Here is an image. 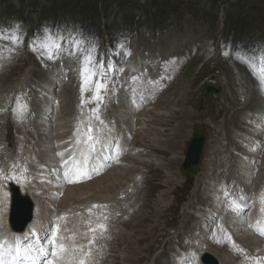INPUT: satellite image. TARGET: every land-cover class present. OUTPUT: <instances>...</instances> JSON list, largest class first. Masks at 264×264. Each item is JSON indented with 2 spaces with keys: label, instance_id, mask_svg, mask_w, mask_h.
Returning a JSON list of instances; mask_svg holds the SVG:
<instances>
[{
  "label": "rangeland",
  "instance_id": "1",
  "mask_svg": "<svg viewBox=\"0 0 264 264\" xmlns=\"http://www.w3.org/2000/svg\"><path fill=\"white\" fill-rule=\"evenodd\" d=\"M19 1L11 0L13 7ZM24 1L28 2L29 0ZM36 1H40L43 3L47 2V0H31V5H33ZM95 1L101 4L110 2L106 8L101 10L103 13V18L95 22L85 21L84 18L77 13V11H73L68 14L75 17L72 24L80 25L89 30L91 28V25L93 24L98 32L105 35L104 38L109 37L113 26L117 27L119 25H126L127 21L125 19H116L115 14L112 12V9L116 7L115 0ZM125 1H130L131 4L137 6L141 5L143 8H149V6L153 7V9H145L143 15H141L138 11L131 12V20L135 17V19H133V25L135 26V24H137L139 29L140 26L143 25L149 31L148 35H144L146 39L140 45V51L145 54L146 60H150L152 55L155 56L154 58H152V62H141L139 69H150L151 67L160 64L162 66L161 72L172 75L174 80L180 82L176 83L174 86L170 85L165 91H163L161 96L153 104L157 107V109L155 111L150 110V112L156 114L157 118H159L160 120V122L157 124H161V141L152 139V137L154 138L152 132L155 131L153 128L148 129L142 126V124L150 125L146 124V121L150 119L149 117L152 118L153 116H150L149 112L138 117L140 120H138L140 122V126H138L137 123L134 124L138 127H143L142 129L138 128L136 135L139 134L137 136V139H139V150H142L144 151V153H146L143 155L138 154L137 158H140L141 156L142 158H151L152 155L157 154L159 155V157H162V165H156L155 163L150 164L149 166L140 164L136 165L137 168L135 170L137 174L133 175L134 182L129 179L128 185H125L122 188L117 187V189H115L114 186H110V178L105 176H102L98 179L96 178L89 182L92 194L90 193L89 195H87L83 192V194L86 196L85 198H83V196H78L80 192L75 188V186L69 187L70 205L68 207L77 206V210L75 209V211L76 213H78L81 205L90 203V206L93 208V205L97 204V202L95 201H98V199H100L102 203H105L107 206H110L112 204L117 205V210L114 212L95 214L92 211V214L90 215L91 218H86L85 223L90 222L91 219L101 222L105 220L103 218L106 216V220H117V222L122 224H119L120 226L117 227L113 232V238L118 236L117 238L119 239L118 244H116L119 247L123 248L118 252V255L120 257L119 262L124 263V258H130L129 252L136 250L138 263H141L144 260L142 258L143 255L150 253L153 254V261L148 259L144 262L145 264H149L152 262L156 264H162L163 261H159L157 263L161 252L165 250L169 244H176L175 242H171L172 239L169 237L170 235H174V233H170V225L166 226V222L163 220H166L167 217V223L172 224L182 218L183 223L180 226L181 229H185V220L189 215V210L193 212L195 211V208H201V205L196 206V204H194L193 199V195L195 194V191L199 188V186L201 185L204 187L203 192H208V188L210 186L209 184L212 182L211 180L220 177V173L227 172L228 167H231L234 163L237 164V170H242L243 167L238 164V158L234 161L237 155L236 152L239 149L244 148V142L245 144H248V146H250L249 140L244 142L243 140H240V142L242 143L240 147L237 142V140L240 138L239 134L241 132L243 133L242 136L244 137V139H246L245 132H247V124L246 120H242V118L247 113H256L259 109L257 98L264 97V93L261 92L257 81L254 86L251 81L247 80L246 70L248 71V68L244 65V63L233 58L229 60V63L220 60L218 58L220 53L219 50L215 51V55L212 60L211 58H208L209 53L206 51V45L210 43V38L217 41H219L220 39H231L232 42L236 43L238 41L237 38L242 37L236 31L233 24L229 25V27H226L225 30L224 27L219 28L214 24V29L212 27L210 31H204L201 34L193 33V35H191L190 32H188L187 35L190 36V39H187L188 37L186 36H178L174 40L175 32L178 27L183 30L185 27L189 26V24L183 19V13L186 11H190L189 15H198V22L196 25L204 26L205 22H211L214 19H217L219 22L221 20L225 22L226 18L234 21L235 17L237 16L235 11H237V7L239 5L244 6V9L242 11L244 15L242 17L253 15L260 21L259 24H261V22L264 21V0ZM211 3H217L219 10L222 11V19L220 14L218 13V10L212 9V6H210ZM260 7L262 8V11H257V8ZM45 11H47V9H45L43 12ZM154 14L158 17H154ZM48 18V16L42 15V19H40V22L41 20H46ZM249 24L251 27L253 26L251 21L249 22ZM27 25L30 29H33L35 27V24H32L30 22H28ZM154 30H156L157 33L154 37H152L150 36V33L153 34ZM210 34L213 35L210 37ZM150 37H152L151 40ZM245 37L247 40L243 36L244 43L241 45L243 49L251 50L256 48L257 46H264V38L260 39V42L253 43V41H249L251 36L245 35ZM186 40H190L192 42L188 46H186L184 43ZM166 45L171 46V49L167 51L165 49ZM171 50L175 51L177 54L179 53V55L174 58L173 55L175 54L171 53ZM122 51L123 53L121 55V63L122 61L127 59L126 55L124 54L125 50ZM23 62H25V64L29 67L26 71H24V68L22 67ZM2 64L4 66L0 68V169H2L1 167L8 163L7 166H4L5 170L2 169L4 174H10V172L12 171V166L16 165L17 167L15 169V173L17 176H21L23 168L26 167L27 169H29L31 167L29 165H33L31 160L34 158V156H36L40 161V158L44 156L42 154L41 148L36 149L38 147V143L36 142H42L45 137L52 136V134L55 135L57 132L62 131L61 125L65 126L66 129L67 127L69 128V132H67L63 137L62 147L67 148V146H70L71 148H73V151H77L79 147L75 143V130L77 126H79L78 121H83V123H80V129L83 130L87 126L89 117V112L87 110H85L84 108L81 109L80 107L65 108L64 110L62 109L53 118V122L61 123L59 131L55 130L53 125L48 127L49 130H45V127L41 126V124L38 122L39 118L37 117V114L41 109L40 98L36 99L34 103L31 100V98H33L32 94H35L36 96V92L29 89L28 97L27 95L24 96V89L20 88L16 90L17 93L18 91H20L23 95L22 96L21 94L16 95L17 93L15 94L14 89L12 88L14 86L18 87L20 85H27L26 81L28 80H26L25 82L21 80L23 76H38V71H42L41 69H44V59L38 58L37 54L33 58L29 57V60L27 61L18 60L15 67H12L13 63L6 62L4 60ZM52 64H54V61L52 62ZM105 64L108 63L105 62ZM18 74L21 75V77L18 76ZM159 75L160 71L157 70L152 75V78L154 80H157ZM251 80H255L252 75ZM208 84H214L212 86L222 85V93L213 99L216 112L215 116L212 119L211 117H209L210 112L206 107V99L204 95V89H206L205 87ZM120 85L123 86V83H120ZM251 95H253L254 101L245 105L243 99L245 97L247 99ZM19 97H22L23 100H26L30 108L26 119L22 123L17 120L16 116L12 112V108L15 107V102ZM116 97L119 98L117 99V103L124 99L122 90L118 91ZM153 105H151V107ZM176 115L177 118L172 119V117ZM119 119L121 121L120 117ZM237 119L239 120L241 125L239 126V129L234 133V122ZM93 123L94 120L92 121V126ZM121 123L124 124L125 122L121 121ZM153 124H155V122ZM200 126H205L207 129L204 157L202 158V162L200 164L197 175L183 174L181 171L183 158L185 157L186 150L189 146L193 130ZM51 127L53 128L52 130H50ZM53 130H55L56 133ZM252 130L254 131L252 132V134L254 133L255 135L254 128H252ZM51 131H53V133ZM227 131L230 132L229 139L222 141V138ZM111 133L112 131L110 132V134ZM231 149L235 150L230 153ZM244 150L246 151V153H249L247 148H244ZM216 153L218 155H216ZM226 153L233 155V157H230L231 159H227L226 161L223 160L229 157V154ZM8 154L15 157L13 163H9L11 161L5 158L8 156ZM238 154L240 153L238 152ZM261 157L264 159V149L261 153ZM226 164L229 165L227 166ZM6 169H9V172ZM146 169L147 172L148 170H153L154 173L147 174ZM29 171L33 172L32 170ZM163 172L164 175H162ZM242 172L245 173V176L248 175V170H243ZM263 173L264 171L261 172V175ZM146 175H148L152 179L150 178L148 180H143L140 178H144ZM161 175L163 176V179ZM261 175L255 176V180L250 183L254 186H257L259 184V180L257 179V177H260V179L264 181V176ZM105 178H107V180ZM119 178L123 185L124 182L122 178L120 176ZM207 178L211 180H208ZM199 180L201 183H198L199 186H197L196 181ZM91 182L93 183L91 184ZM217 183L218 185L222 184V182L220 181H218ZM12 184L20 187L24 195L30 196L32 198V195L36 194L38 191L44 190L42 184H36V176H34V174L23 173L21 182H17L15 180L0 179V201H6L7 203V199L10 195V186ZM233 184L230 182V180H228L227 185ZM147 186H150L147 190L143 189V187ZM97 189L104 190L103 194H97ZM126 189H128L129 191H127ZM141 191L142 193L140 194V196L143 198L139 197V193ZM230 192L233 193V191ZM147 193L149 194L146 196L145 194ZM176 193L178 194L175 195ZM226 193V189L221 187L216 188L214 189L213 197L214 199H217L219 198V195H224ZM246 194L251 195V193L249 192H246ZM115 195L116 197H114ZM123 195L125 197H123ZM183 200L185 202H182ZM37 205L40 204L37 203ZM124 205H127L129 207ZM241 205L242 207L246 206V204ZM38 208L42 211L41 205ZM89 209L90 207L87 205L83 206L82 208L86 215L89 214ZM174 210H177L180 215H173V213H175ZM243 214H245L244 209L242 211V215ZM207 215H210V213H206V215L204 216ZM169 217H173V219L170 221ZM208 223L209 222H206V224L202 225H207ZM176 225H178V223ZM196 226L197 227L193 228L191 235L197 232V221ZM78 227L79 229H81L82 225H75L76 229H78ZM66 228L68 229L69 227L66 226ZM191 229L192 226H190L185 231L187 232ZM174 230L176 231V233H180L179 228H176ZM62 233L65 234L64 231H62ZM224 234L220 235L219 237L223 236ZM204 235L207 236L206 233H204ZM101 236L103 237L104 234L102 233ZM77 238L81 239L82 236H77ZM215 240L217 241L218 238ZM183 243L184 241H180V245H182ZM113 244L114 242L110 243V247H112ZM224 247L225 245H222V248ZM247 249L250 251L252 250L248 247ZM262 249L263 246L258 247L255 253H261ZM110 253L111 252H108V255L106 257L107 262H110V260H112L111 258L108 261ZM215 255L218 254L216 253ZM243 256L244 255L240 257ZM133 259L136 261V257L134 255ZM114 260L115 263L118 264V258L114 257ZM251 263L257 264L256 262ZM262 263H264V256L262 258ZM95 264H102V262L98 261V263ZM129 264H135V262L131 259Z\"/></svg>",
  "mask_w": 264,
  "mask_h": 264
},
{
  "label": "snow or ice",
  "instance_id": "2",
  "mask_svg": "<svg viewBox=\"0 0 264 264\" xmlns=\"http://www.w3.org/2000/svg\"><path fill=\"white\" fill-rule=\"evenodd\" d=\"M8 40L13 45L10 50V54L7 57L11 60V53H14L17 48L23 45L24 33L20 25H15L11 30L0 29V40ZM65 46L68 47L69 56L79 55V77H80V108L83 109L86 105H94V107L88 108L89 117L87 126L82 130L77 126L75 130L76 145L79 146L80 159L77 160L75 156H70L65 159V152H58L57 155L61 157L62 163L65 166L64 177L69 183L79 182L75 177L91 178V162L94 159L100 158V153L105 150L107 135L104 129H107L110 134L111 129L108 128L106 122L101 116L102 108L106 104L107 95L110 91V76H114L117 71L123 72L122 68H118L114 62H105L101 59L96 60L97 45L91 43L89 40L83 37L79 32H71L65 35L61 30L53 32L51 29L44 27L40 32L34 33L30 40V50L38 53V58L55 61L65 54ZM116 47L125 50V44L119 43ZM231 48V45H229ZM119 55V53H115ZM125 55L130 56L131 50L126 49ZM227 56L229 53L225 51L223 53ZM5 57L0 54V61ZM235 59L244 63L248 68L252 76L257 80L258 86L262 93H264V46H257L251 50H244L242 46L238 45L235 52ZM4 65L0 63V68ZM134 77L133 79H137ZM58 103V101H57ZM30 111L29 105L22 97L17 98L15 107L12 108L13 114L16 116L19 122H23L26 119L28 112ZM101 125L100 129H95L92 126V121ZM83 121H78V125ZM82 133V135H81ZM69 160H71V168L69 169ZM16 165L12 166L10 174L5 175L3 170L0 169V179L3 180H15L21 182L22 174L26 173L28 169L25 167L22 169L21 176H17L15 173ZM227 194V193H226ZM243 199V197H241ZM260 212L264 215V193L260 195ZM231 208L233 211L239 210L242 205L237 201L231 202ZM106 207L101 205H93V208ZM89 214H92V209H89ZM60 219H66V217H60ZM103 219H107L105 216ZM89 231L96 233L99 231L101 234L107 231V225L105 223H97L95 226H91ZM261 222L257 221L256 225H250L253 230L259 235L264 236V226H260ZM61 227L57 223L51 237L47 240V243L52 246L51 251L44 248L41 242V237L37 233L35 228L30 230V233H24L23 236L13 234L12 238L0 237V264H37L40 257H45L43 264H88V258L92 255L91 249L85 250L84 245H66L62 242L60 236ZM75 240V237H72ZM226 239L231 246L239 253L246 256L245 250L240 248L233 240L230 234L226 233ZM96 236L93 235L89 240V244H94ZM221 242L217 240V243ZM76 252H80L79 257L75 256ZM72 254L69 256V254ZM259 264V261H257Z\"/></svg>",
  "mask_w": 264,
  "mask_h": 264
},
{
  "label": "bare ground",
  "instance_id": "3",
  "mask_svg": "<svg viewBox=\"0 0 264 264\" xmlns=\"http://www.w3.org/2000/svg\"><path fill=\"white\" fill-rule=\"evenodd\" d=\"M29 75V74H28ZM30 76V75H29ZM157 83V82H156ZM181 92V91H180ZM174 95V94H173ZM175 96V95H174ZM117 99H119L118 97H117ZM124 99H125V95H124ZM124 99H122V101L124 100ZM252 101H254V100H252ZM251 101V102H252ZM121 102V101H120ZM120 102H118V104H120ZM130 103L131 102H133V100H131V101H129ZM129 102H128V104H129ZM140 102H139V100H136L135 102H134V104H133V106L134 107H136V105H138ZM123 105H124V107H126V105L124 104V103H122ZM215 105V104H214ZM150 105H148V107H149ZM123 106H119V109H123L124 108ZM149 108H151V106L149 107ZM148 108V109H149ZM148 109H142V110H136V112H134V114L131 116V119H135L136 121L134 122V124L135 123H137L138 124V120H139V116H141L142 114H146L147 112H149V115L151 116V115H153L152 116V118L151 117H149L150 119L149 120H147L146 121V124H150V125H143L142 123V126L145 128H148V129H151V128H153L155 131L154 132H152V134L154 135V138L152 137V139H157V140H159V141H161V135H162V132H161V124H157V123H159L160 122V120H159V118H157V116H156V114H153V112H150V110H148ZM118 113V115H119V117L121 118V121L123 122H125V120H127V118H128V113H127V111H121V113H119V112H117ZM158 115V114H157ZM143 117V116H142ZM141 117V118H142ZM177 118V115L176 116H174V117H172V119H176ZM247 119H251V120H254L255 119V113H247V114H245L244 115V117L242 118V120H247ZM129 120V119H128ZM140 121V120H139ZM155 122V124H153ZM51 125H53V121L52 120H50L49 121V124H48V126H51ZM60 123H56V125H55V130H58L59 131V127H60ZM241 125V123L239 122V120L237 119V120H235V122H234V128H233V132L235 133L238 129H239V126ZM53 129V128H52ZM49 130V129H48ZM51 130V129H50ZM61 130V129H60ZM193 134H198V135H200L201 134V131H196L195 129L193 130ZM116 135V134H115ZM253 135H254V133H253ZM159 136V137H158ZM229 136H230V132H226V134L223 136V138H222V141H225V140H228L229 139ZM51 138H54V134H52V136L49 138V139H51ZM115 138V136H112V140ZM111 140V141H112ZM135 141V140H134ZM53 142V140L51 139V143ZM154 142V141H153ZM36 143H38V147L36 148V149H39V148H41L42 149V154H43V156L44 157H41V159L42 160H40L41 162H44L45 161V159H46V157L47 156H49L50 155V153L47 151L48 149H49V146L47 145L46 146V144L44 143V142H41V141H38V142H36ZM44 149V150H43ZM156 149H157V147H156ZM244 148H241V149H239L238 151H240V150H243ZM187 150H188V148H187ZM187 150H186V153H185V157H184V155H183V163H182V165H181V171H182V173L183 174H186L185 173V169H186V167H187V165L189 164V161H188V157H187ZM207 151V150H206ZM57 153L58 152H54L52 155L53 156H57ZM143 155V154H146V153H144V152H142V153H131V152H129L128 154H125V158H124V161H123V159H119V158H116L114 161H115V166H114V168L113 169H108V168H106L105 167V171L107 172L105 175H103V176H105V177H108V178H110V186H114L115 187V189H117V187H119V188H122L123 186H125V185H128L129 184V179H131V181L132 182H134V179H133V175L134 174H137L136 173V168H137V166L136 165H138V164H140V165H146V166H149L150 164H153V163H155L156 165H162V163H161V158L162 157H159V155H152L151 156V158H142V156L140 157V158H137V155ZM229 156V158L230 157H233V155H228ZM238 155H236V157H237ZM175 159V158H174ZM236 159H234V161H235ZM136 161V162H135ZM226 161V160H225ZM102 162L104 163V164H107L106 163V159L104 158V159H102ZM127 163L129 164V166H127ZM111 164V163H110ZM110 164H108V165H110ZM238 164L239 165H243V164H245L243 161H241V162H238ZM217 165V164H216ZM40 166H42V165H40ZM43 169V168H42ZM41 167H37L36 168V173H39L41 170ZM228 169L229 170H232V172L233 173H235L236 171H237V164H233L231 167H228ZM153 171V170H152ZM161 171H164V170H161ZM240 171V170H239ZM162 175H164V172H163V174ZM119 176L122 178V180H123V185H122V183H121V180H120V178H119ZM112 177H114V178H112ZM246 177V176H245ZM54 178L55 179H59L60 177L58 176V175H56V174H54ZM106 180H107V178H105ZM105 180V181H106ZM100 181V180H99ZM115 181V182H114ZM259 182V181H258ZM93 182H91V184H92ZM100 183V182H99ZM102 183V182H101ZM106 183V182H105ZM198 183H201L200 182V180L199 181H197V186H199V184ZM52 185L53 184H51L50 185V187H52ZM234 186H235V188H236V190H240V188L238 187V184H237V182L235 183V184H233ZM197 186H196V188H197ZM75 188L80 192V194L78 195L79 197L80 196H83V198H85L86 196L83 194V192L84 193H86L87 195H89L91 192H92V190H91V188H90V186H89V182H86V183H83V184H80V185H77V186H75ZM74 189V188H73ZM127 191H129L128 189H126ZM203 190H204V187L203 186H199V188L195 191V194L193 195V199H194V204H196V206L197 205H199V204H206L207 206L209 205V202L207 201V200H205L206 202H202V200H203V194H204V192H203ZM250 190L252 191V193H255L256 191H257V188H250ZM97 191V194H99V195H101V194H103V192H104V190H100V189H97L96 190ZM198 191V192H197ZM230 191H232V189H230ZM232 193V192H231ZM251 193V194H252ZM92 194V193H91ZM33 196V198L34 199H36V202L38 203V204H40L41 205V202H40V199L38 198V197H36L35 195H32ZM69 197H70V190H69V188H67V190L65 191V193H64V196H63V198L62 199H60L59 201H58V205L59 206H61V207H68L69 205H70V202H69ZM102 197H103V195H102ZM71 200V199H70ZM75 200V199H74ZM73 200V201H74ZM72 201V200H71ZM81 201V200H80ZM80 204V203H79ZM194 204H192V205H194ZM40 205H38V207L40 206ZM61 210V209H60ZM77 210V209H76ZM202 210V209H201ZM202 211H204V210H202ZM238 212L237 213H240V215H239V217H241L242 216V211H243V209H239V210H237ZM191 210H189V215L187 216V218H186V220H185V223H186V226H185V229L184 230H187L190 226H196L195 224H196V220H198L199 218H198V216H201L199 213H197V208H195V211H193V212H191ZM5 213L3 212L2 213V216L4 215ZM3 219L5 220L6 218L5 217H3ZM116 220V219H115ZM8 221H6V223H7ZM76 225H78V224H76ZM79 225H81V224H79ZM1 228V227H0ZM78 229H79V227H78ZM188 232V231H187ZM236 235L238 236V238H239V240H240V242H242L243 244H244V246L245 247H248L249 249H252L253 250V252H256V249L258 248V247H261V246H263V241H262V238H263V236H261V235H259V238H257L256 240H253L250 236H248L247 237V235L246 234H240L239 233V230H237L236 231ZM60 236L63 238L62 239V242L63 243H67L68 241H70L71 240V238L74 236L75 238L77 237V236H75V235H73V236H67L66 235V233L65 234H63L62 233V231L60 232ZM79 237H81V236H79ZM118 236H116L115 238H117ZM7 238H9V239H11L10 237H7ZM220 237H218V239H219ZM80 239V238H79ZM222 240L223 241H226L227 243H228V246H225L223 249L224 250H228L229 252H230V255H227V256H225L226 257V260L227 261H230L231 260V258L230 257H233V258H237V257H240V256H242L243 254H241V253H239L238 251H236L232 246H231V244L227 241V239H226V234H224V236H223V238H222ZM214 241H216V240H214ZM118 242H119V239L117 238V239H115L114 240V243L116 244H118ZM177 246H179V245H177V244H169L168 245V247L165 249V250H163L162 252H161V254H160V256H159V259L157 260V263L159 262V261H165L167 258H168V254H169V247L170 248H172V247H177ZM240 248H243V247H241L240 245H238ZM89 249V247H87L85 250L87 251ZM244 249V248H243ZM245 250V249H244ZM264 252V248L262 249V251H261V253H263ZM103 252H100V253H98V254H100L99 256L102 258V256H103V254H102ZM107 253V252H106ZM77 254H79V256L81 255V253L80 252H76L75 253V256L77 255ZM69 256H71V254H69ZM130 261H131V258L130 259H127L126 260V263L125 264H129L130 263ZM117 263L118 264H120V262H119V259H118V261H117ZM257 263V262H256ZM250 264H252V263H250ZM255 264V263H254ZM262 264H264V263H262Z\"/></svg>",
  "mask_w": 264,
  "mask_h": 264
},
{
  "label": "water",
  "instance_id": "4",
  "mask_svg": "<svg viewBox=\"0 0 264 264\" xmlns=\"http://www.w3.org/2000/svg\"><path fill=\"white\" fill-rule=\"evenodd\" d=\"M199 147H200V142H197V143L191 145V149H192L194 152H196L198 155L200 154V152H199ZM19 200H21V199L18 198V199H17V202H18Z\"/></svg>",
  "mask_w": 264,
  "mask_h": 264
}]
</instances>
